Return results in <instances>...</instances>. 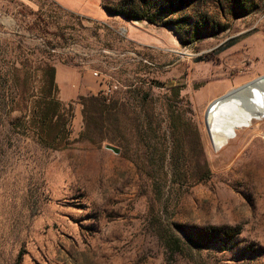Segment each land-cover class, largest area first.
Instances as JSON below:
<instances>
[{
  "label": "rangeland",
  "instance_id": "1",
  "mask_svg": "<svg viewBox=\"0 0 264 264\" xmlns=\"http://www.w3.org/2000/svg\"><path fill=\"white\" fill-rule=\"evenodd\" d=\"M59 1L66 7L0 0V63L56 65L59 98L73 109V141L53 149L24 101L0 102V264H264L263 107L214 143L206 113L215 99L196 102L264 74V0H100L106 20L71 10L86 0ZM136 5L156 23L114 12ZM171 19L177 31L161 23ZM181 78L183 100L161 85ZM104 82L118 87L106 95ZM91 95L123 106L106 120L91 113L94 143L79 138L80 96ZM175 104L198 126L212 172L192 187L173 182L184 177L160 154L177 140Z\"/></svg>",
  "mask_w": 264,
  "mask_h": 264
},
{
  "label": "trees",
  "instance_id": "2",
  "mask_svg": "<svg viewBox=\"0 0 264 264\" xmlns=\"http://www.w3.org/2000/svg\"><path fill=\"white\" fill-rule=\"evenodd\" d=\"M105 9L110 12L108 8ZM114 12L128 19H137L139 21L147 19L152 23H156L157 21L156 14L142 12L138 5L133 8L122 7ZM175 21L174 19L162 20L161 23L165 26H174L177 31L178 25ZM200 31H202V28L198 27L195 34ZM179 36L181 40L184 39L180 33ZM202 59L200 58L199 60ZM56 75V65L47 61L41 62L36 67L30 64H18L17 61L12 64L0 63V102L5 105L9 103L17 105L21 100L24 101L38 140L47 147L63 149L69 147L73 141L71 138L73 109L72 104H69L67 107L59 98V86ZM37 77L40 84L37 90L38 94H35L32 89V82L37 80ZM22 83L25 85L24 88H20ZM161 85L170 88L178 99L183 100V97L180 96L181 89L185 86L182 78L171 80L168 83H161ZM80 100L84 107L83 113L86 126L81 131L79 138L88 139L93 143L97 142L95 132L88 123V117L93 112L99 115L102 120H106L110 116L119 113L123 106H111L106 103L104 98L97 95L80 96ZM169 112V126L177 140H175L169 152L161 149L160 154L165 158L168 155L174 173L183 175L184 177L183 180L174 179L173 182L179 183L180 186L187 185L188 187H192L208 179L212 173L211 168L207 160L203 158V147L200 141L199 129L193 119L187 118L177 104L171 107ZM185 135L188 136L189 144L191 143V146L187 149L189 152L186 151L184 144L180 142L181 136ZM147 145L149 147L152 146L151 148L156 151L159 150V146L156 143L152 144L150 141ZM191 158H193V162H191L192 168L188 171L187 168L185 169V164ZM167 244L174 253H176V249H183L181 248V238L179 236H176L173 241L167 240Z\"/></svg>",
  "mask_w": 264,
  "mask_h": 264
},
{
  "label": "bare ground",
  "instance_id": "3",
  "mask_svg": "<svg viewBox=\"0 0 264 264\" xmlns=\"http://www.w3.org/2000/svg\"><path fill=\"white\" fill-rule=\"evenodd\" d=\"M262 107V112H264V74L215 99L208 107L209 116L208 120L206 119L214 143L228 135L226 132L231 127H240L241 124L238 122L240 118L244 121L242 124L250 122L251 117L247 116L249 108L259 110ZM228 136L226 137L228 138Z\"/></svg>",
  "mask_w": 264,
  "mask_h": 264
},
{
  "label": "crops",
  "instance_id": "4",
  "mask_svg": "<svg viewBox=\"0 0 264 264\" xmlns=\"http://www.w3.org/2000/svg\"><path fill=\"white\" fill-rule=\"evenodd\" d=\"M59 2V4H61L62 6L66 7L63 3H61L59 0H57ZM100 0H86V3L84 4V6L82 7V9H78V10H75V8H72L71 7H67L73 11H76L78 12L79 14L81 15H84V16H87V17H90V18H93V19H96V20H106L108 19V16L110 15L108 12L105 11V9L101 6ZM154 36L153 38V41H158V37L155 35V34H152ZM147 43V42H146ZM149 43V42H148ZM208 83V82H207ZM206 83V84H207ZM235 84H237V82L235 81ZM212 85V83H208L206 86H210ZM205 86V85H203ZM202 86V87H203ZM233 86V83H229V87H227L226 89V92L232 88ZM201 87V88H202ZM220 88V87H219ZM217 89V92L218 94L216 96L213 97V95H208L207 97H204V98H197L196 99V102H197V105L199 107H205V105H208L209 103H211L214 99H216L217 97L221 96L222 94V89Z\"/></svg>",
  "mask_w": 264,
  "mask_h": 264
},
{
  "label": "built area",
  "instance_id": "5",
  "mask_svg": "<svg viewBox=\"0 0 264 264\" xmlns=\"http://www.w3.org/2000/svg\"><path fill=\"white\" fill-rule=\"evenodd\" d=\"M146 62L150 63V61L148 60H145ZM118 86L116 84H113V83H109V82H104L103 84V93L106 94V95H110L114 89H116Z\"/></svg>",
  "mask_w": 264,
  "mask_h": 264
},
{
  "label": "water",
  "instance_id": "6",
  "mask_svg": "<svg viewBox=\"0 0 264 264\" xmlns=\"http://www.w3.org/2000/svg\"><path fill=\"white\" fill-rule=\"evenodd\" d=\"M208 116H209V114L207 113V114H206V119H207V120H208ZM106 148L111 149V150H113V151L116 152V153H119V152H120V149H119L118 147L113 146V145H110V144H107V145H106Z\"/></svg>",
  "mask_w": 264,
  "mask_h": 264
}]
</instances>
